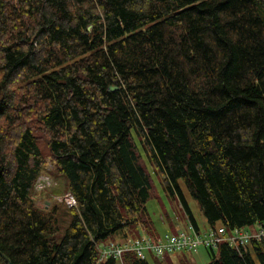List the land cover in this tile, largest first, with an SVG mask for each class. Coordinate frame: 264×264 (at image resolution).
<instances>
[{
	"label": "trees",
	"instance_id": "trees-1",
	"mask_svg": "<svg viewBox=\"0 0 264 264\" xmlns=\"http://www.w3.org/2000/svg\"><path fill=\"white\" fill-rule=\"evenodd\" d=\"M259 7L0 0V264H116L98 250L113 235H162L150 173L197 230L185 191L211 228L264 229ZM47 156L63 180L52 193L74 206L37 205ZM206 250V264H264V238ZM121 262L149 264L131 250Z\"/></svg>",
	"mask_w": 264,
	"mask_h": 264
},
{
	"label": "rangeland",
	"instance_id": "rangeland-1",
	"mask_svg": "<svg viewBox=\"0 0 264 264\" xmlns=\"http://www.w3.org/2000/svg\"><path fill=\"white\" fill-rule=\"evenodd\" d=\"M257 12L264 23V7H259L257 9ZM45 161L46 164L43 167V170L40 173L39 178L35 181V184L33 186L34 197L39 207H45L49 205L50 202H54V203L55 202L61 203L62 201L65 202L63 197L68 195V193L66 192L52 193L53 189L62 188L63 180L53 175L54 172L53 162L49 156L46 157ZM150 174L152 181V189H151L150 197L148 198L145 206L149 213L150 219L152 220L155 226L154 228L156 229V232L159 234L171 232L172 229L174 230L175 225L185 227L186 217L178 203V200L176 198H172L163 189V186L160 183L159 179L153 173ZM185 195L191 213L199 227V230L200 232H203L204 230L208 229L209 225L206 219L204 218L202 212L200 211L196 201L193 200L186 191H185ZM255 228H256L255 226H250L246 228V230L254 231ZM126 230L128 231L127 232L128 237L130 236L134 237L141 234L150 236L148 235L149 231L146 230L141 224H136V228H133L132 230L129 228ZM110 239H114V241L112 242L122 241L119 235L117 234V235H113L111 238L107 239L105 242L102 243H106ZM123 241H125L124 238ZM102 243H100V245H102ZM146 256H147V260L149 261V264H154L153 258L148 255ZM168 257L170 258L169 262H171V264H178V262L175 259L176 257H172V256H168ZM177 257L183 258L182 264H206L209 261L208 252L206 248H204L203 246H198L195 250H192L190 254L185 252L178 253ZM118 262L120 261H117L116 264H118Z\"/></svg>",
	"mask_w": 264,
	"mask_h": 264
},
{
	"label": "built area",
	"instance_id": "built-area-1",
	"mask_svg": "<svg viewBox=\"0 0 264 264\" xmlns=\"http://www.w3.org/2000/svg\"><path fill=\"white\" fill-rule=\"evenodd\" d=\"M63 198L69 206L75 205V200L69 193ZM262 238H264V229L261 228L248 231L246 228L227 230L223 226H218L216 228L208 227V229L200 232L186 217L185 227L176 225L172 232H166L157 239L142 234L134 237L127 235L125 241L121 243L111 241L98 250L100 259L113 256L117 261H120L118 264H122L121 254L127 250L134 251L140 258H145L149 254L160 259L166 255L174 256L182 252L190 254L198 246L216 250L220 242H226L237 249H247L252 240H261Z\"/></svg>",
	"mask_w": 264,
	"mask_h": 264
},
{
	"label": "crops",
	"instance_id": "crops-1",
	"mask_svg": "<svg viewBox=\"0 0 264 264\" xmlns=\"http://www.w3.org/2000/svg\"><path fill=\"white\" fill-rule=\"evenodd\" d=\"M176 226V225H175ZM172 231H173V229H172ZM177 255L178 254H176V255H174V256H172V257H176L175 259H176V261L178 262V264H182V259L183 258H181V257H177ZM169 257L168 256H165L164 258H162L160 261H161V263L162 264H171V262H169ZM171 261H172V259H171ZM175 261V260H174Z\"/></svg>",
	"mask_w": 264,
	"mask_h": 264
},
{
	"label": "water",
	"instance_id": "water-1",
	"mask_svg": "<svg viewBox=\"0 0 264 264\" xmlns=\"http://www.w3.org/2000/svg\"><path fill=\"white\" fill-rule=\"evenodd\" d=\"M0 255H1V253H0ZM2 257H3V258H5V259L7 260V258H6V257H4L3 255H2ZM8 264H9V263H8Z\"/></svg>",
	"mask_w": 264,
	"mask_h": 264
}]
</instances>
